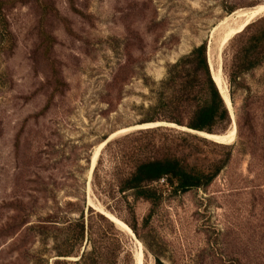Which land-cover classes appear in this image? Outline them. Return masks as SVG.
I'll use <instances>...</instances> for the list:
<instances>
[{
    "label": "rangeland",
    "instance_id": "374dc122",
    "mask_svg": "<svg viewBox=\"0 0 264 264\" xmlns=\"http://www.w3.org/2000/svg\"><path fill=\"white\" fill-rule=\"evenodd\" d=\"M259 1L0 0V264L92 247L97 264H137L136 251L139 264H264V59L233 76L264 15L226 43L219 25ZM202 43L233 113L212 133L234 124L231 142L190 131L159 92ZM161 158L227 162L204 187L119 189L137 162Z\"/></svg>",
    "mask_w": 264,
    "mask_h": 264
},
{
    "label": "trees",
    "instance_id": "16d2710c",
    "mask_svg": "<svg viewBox=\"0 0 264 264\" xmlns=\"http://www.w3.org/2000/svg\"><path fill=\"white\" fill-rule=\"evenodd\" d=\"M248 25L244 26L245 28L234 36V39L244 37L251 27ZM237 54L238 63L233 76L248 71L262 62L264 25L246 38L245 44L240 47ZM188 67L190 69H186ZM159 90L167 96L169 106L175 109L183 107L187 110L189 116L187 126L193 130L212 133L215 126L225 129L230 123V112L209 72L204 43L169 65L167 77L160 82ZM171 120L180 123L177 119ZM226 162L227 159L202 170L187 167L177 158L140 161L136 163L129 176L120 182L119 189L133 190L135 196L151 199L156 192L152 184L161 179L180 191L204 187L211 183ZM71 254V249L56 253L60 257H68ZM97 254L95 247H92L90 251H84L77 260L56 259L54 264H97Z\"/></svg>",
    "mask_w": 264,
    "mask_h": 264
},
{
    "label": "bare ground",
    "instance_id": "6f19581e",
    "mask_svg": "<svg viewBox=\"0 0 264 264\" xmlns=\"http://www.w3.org/2000/svg\"><path fill=\"white\" fill-rule=\"evenodd\" d=\"M262 15H264V0H260L258 3H256L255 5H253L251 7L240 8V9L233 11L231 14L226 16L219 24L220 27L224 26L222 29L223 33H224V36L222 38V43H226L232 37V35L237 34L240 31V29L244 25H247L250 21H252V19H254L258 16H262ZM210 67H211L212 78H213V80H214V82H215V84H216V86H217V88L221 94V97H222L225 105H227V107H228V109H229V111L233 117L230 99H229V96L227 94L226 87L222 83L220 70L215 71L212 66H210ZM232 120H233V118H232ZM233 123H234V121H233ZM189 130L194 132V133H197L203 137H208V138H211L213 140H216V141L222 142V143L231 142L234 139L235 133H236V128H235L234 124H232L230 129L223 134L207 133L204 131H197V130H193V129H189ZM89 203L91 204V202H89ZM116 223L120 227H122V229H124L126 232H128V230L121 223H119L117 221H116ZM134 256H135L136 263L139 264L140 263V255L137 251L135 252Z\"/></svg>",
    "mask_w": 264,
    "mask_h": 264
},
{
    "label": "water",
    "instance_id": "95a60500",
    "mask_svg": "<svg viewBox=\"0 0 264 264\" xmlns=\"http://www.w3.org/2000/svg\"><path fill=\"white\" fill-rule=\"evenodd\" d=\"M110 139H111L110 135H109L107 138H105V139L103 140V141H104V145L107 144V142H108Z\"/></svg>",
    "mask_w": 264,
    "mask_h": 264
}]
</instances>
